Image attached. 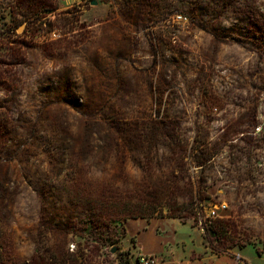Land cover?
Returning <instances> with one entry per match:
<instances>
[{"label": "rangeland", "instance_id": "rangeland-1", "mask_svg": "<svg viewBox=\"0 0 264 264\" xmlns=\"http://www.w3.org/2000/svg\"><path fill=\"white\" fill-rule=\"evenodd\" d=\"M142 255L264 264V0H0V264Z\"/></svg>", "mask_w": 264, "mask_h": 264}, {"label": "trees", "instance_id": "trees-1", "mask_svg": "<svg viewBox=\"0 0 264 264\" xmlns=\"http://www.w3.org/2000/svg\"><path fill=\"white\" fill-rule=\"evenodd\" d=\"M153 139L154 141L156 140L154 135H150L147 137L143 136V137H138L137 142L139 144L140 143L144 144L147 141H153ZM204 152H206L205 147L203 148V150L198 151L199 156L195 158V164L197 165V167H201L206 160L205 157H202V155H204ZM179 209L180 208H178L177 205L171 206L170 203H168L167 198L162 197L157 199L156 197L154 198L147 197L139 202L125 205V208L121 212L120 218H122L123 220L126 219L150 220L153 219L154 217H158L160 214L165 212L166 218L168 219L184 220L186 218L185 216L186 210L180 211ZM95 215L96 216L93 218V222L99 225H107L109 223V220L113 218L111 217V215H109L107 209H103L101 213H97ZM215 218H216L215 216L213 217L209 216L208 224H206L205 222L203 226L205 236L209 235V237L215 242L209 245L210 250L221 255L223 253L225 254V252H227L229 249H232L234 247L244 248L247 244H249L248 241H244V240L243 241L236 239L227 240V234L229 229L228 224H225L223 221L220 220H215ZM228 241L230 242L228 243V245H226ZM255 252L257 253V255L261 254V252H259L256 248H255ZM68 256H73V255L68 254ZM64 257L61 264H66L65 262L67 260H64Z\"/></svg>", "mask_w": 264, "mask_h": 264}, {"label": "built area", "instance_id": "built-area-1", "mask_svg": "<svg viewBox=\"0 0 264 264\" xmlns=\"http://www.w3.org/2000/svg\"><path fill=\"white\" fill-rule=\"evenodd\" d=\"M217 209H222V210H225L226 207L224 205H220L218 207H216ZM217 209H214V210H211L210 211V216H216V210ZM137 261L138 263L140 264H154V260L151 256H146V255H142V256H139L137 258Z\"/></svg>", "mask_w": 264, "mask_h": 264}, {"label": "water", "instance_id": "water-1", "mask_svg": "<svg viewBox=\"0 0 264 264\" xmlns=\"http://www.w3.org/2000/svg\"><path fill=\"white\" fill-rule=\"evenodd\" d=\"M91 5H92V6L96 5V2H95V1H92V2H91ZM115 251H116V250L113 248V249H111L110 252H111L112 254H114Z\"/></svg>", "mask_w": 264, "mask_h": 264}, {"label": "crops", "instance_id": "crops-1", "mask_svg": "<svg viewBox=\"0 0 264 264\" xmlns=\"http://www.w3.org/2000/svg\"><path fill=\"white\" fill-rule=\"evenodd\" d=\"M140 221H142L141 219H139ZM171 224H174V223H171ZM155 227H156V225H155ZM154 231V230H153ZM138 233V232H137Z\"/></svg>", "mask_w": 264, "mask_h": 264}]
</instances>
